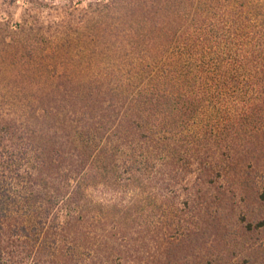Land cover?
Here are the masks:
<instances>
[{"label":"trees","instance_id":"16d2710c","mask_svg":"<svg viewBox=\"0 0 264 264\" xmlns=\"http://www.w3.org/2000/svg\"><path fill=\"white\" fill-rule=\"evenodd\" d=\"M259 1L95 0L38 60L36 39L2 42L0 264H119L127 224L180 244L166 194L264 142Z\"/></svg>","mask_w":264,"mask_h":264},{"label":"rangeland","instance_id":"374dc122","mask_svg":"<svg viewBox=\"0 0 264 264\" xmlns=\"http://www.w3.org/2000/svg\"><path fill=\"white\" fill-rule=\"evenodd\" d=\"M94 1L0 0V45L15 40L30 46L36 39L38 60L49 51L61 27L66 23L76 26L80 15L90 10ZM259 3L264 6V0ZM246 146L249 151L246 155L240 151L234 155L237 157L233 156L235 160H239L238 155L243 156L239 161L242 170L210 176L212 183L205 182L207 175L186 174L187 183L182 186L187 189L180 187L176 194H166L169 226L163 222L159 232L168 227L172 232L171 229L182 230L181 235L179 231L176 234L179 245L174 242L168 247L159 239L142 238L144 225L127 224L121 231L136 240H132L129 248L118 246L128 253L127 259L119 264H264V142ZM104 189L101 185L89 189L90 198L99 202L111 199L113 203L115 192L104 193ZM120 191L115 198L118 203L134 193L146 195L134 187L128 192ZM175 203L179 205L178 213L171 206ZM113 215L115 212L110 219Z\"/></svg>","mask_w":264,"mask_h":264}]
</instances>
